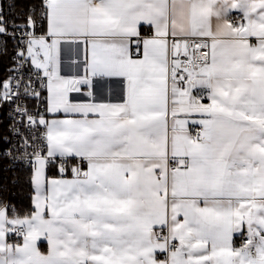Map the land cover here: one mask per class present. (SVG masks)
<instances>
[{"label":"snow or ice","instance_id":"6c2138e0","mask_svg":"<svg viewBox=\"0 0 264 264\" xmlns=\"http://www.w3.org/2000/svg\"><path fill=\"white\" fill-rule=\"evenodd\" d=\"M5 56L0 264H264V0H0Z\"/></svg>","mask_w":264,"mask_h":264},{"label":"trees","instance_id":"16d2710c","mask_svg":"<svg viewBox=\"0 0 264 264\" xmlns=\"http://www.w3.org/2000/svg\"><path fill=\"white\" fill-rule=\"evenodd\" d=\"M13 42L9 41L8 50L11 55ZM10 59L9 56H5L0 58V79H3L9 69H10ZM7 109L0 111V134H4L8 120H7ZM13 176H17L19 178L20 183L16 185H12L9 183ZM27 178V173L22 171L21 169L17 170H9L5 163L0 160V184H6L11 194V199L17 206L26 207L29 203L30 196V188L25 183Z\"/></svg>","mask_w":264,"mask_h":264},{"label":"crops","instance_id":"0c3cea01","mask_svg":"<svg viewBox=\"0 0 264 264\" xmlns=\"http://www.w3.org/2000/svg\"><path fill=\"white\" fill-rule=\"evenodd\" d=\"M254 39V38H253ZM78 59L77 54L72 49H65L62 53V74L72 76L77 73V67L73 63ZM121 85L115 79L104 78L94 80L93 91L100 99H107L109 96L118 98V93ZM207 103V101H205ZM46 243L42 244L41 250L46 251Z\"/></svg>","mask_w":264,"mask_h":264},{"label":"built area","instance_id":"2783aa9c","mask_svg":"<svg viewBox=\"0 0 264 264\" xmlns=\"http://www.w3.org/2000/svg\"><path fill=\"white\" fill-rule=\"evenodd\" d=\"M7 120H8V124H9V119H8V116H7ZM7 124V126H8ZM4 134H7V127H6V130H5V133ZM3 147H6V145L3 144L2 141H0V148H3ZM0 160H2L4 163H5V166L9 169V170H13L11 169L10 165H11V162L7 159V158H0ZM17 169H20V168H16L15 170Z\"/></svg>","mask_w":264,"mask_h":264}]
</instances>
